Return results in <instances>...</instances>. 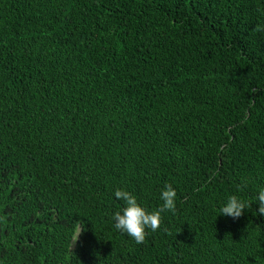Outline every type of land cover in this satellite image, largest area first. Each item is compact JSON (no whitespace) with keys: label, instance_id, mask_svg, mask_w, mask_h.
Here are the masks:
<instances>
[{"label":"trees","instance_id":"trees-1","mask_svg":"<svg viewBox=\"0 0 264 264\" xmlns=\"http://www.w3.org/2000/svg\"><path fill=\"white\" fill-rule=\"evenodd\" d=\"M264 0H0V264H264ZM142 244L115 229L161 191ZM84 221L72 247L75 222Z\"/></svg>","mask_w":264,"mask_h":264},{"label":"clouds","instance_id":"clouds-1","mask_svg":"<svg viewBox=\"0 0 264 264\" xmlns=\"http://www.w3.org/2000/svg\"><path fill=\"white\" fill-rule=\"evenodd\" d=\"M257 31L264 30L260 26H257ZM115 197L121 200L126 205L122 212H115L112 219L114 220V227L122 233H126L137 244H142L146 237L151 232H155L160 229L162 224V213L175 212L177 191L171 183L165 185L161 191L160 199L163 201L162 205L155 211L149 212L143 207L135 195L131 194L127 190L117 189L115 191ZM253 203L259 205L258 213L264 215V189H261L259 193L254 197L253 202L241 199L238 195H231L227 202L220 208V215L230 216L234 219L240 218L245 209L251 207ZM84 221L75 222L73 229L72 247L79 240L80 235L86 229L83 227Z\"/></svg>","mask_w":264,"mask_h":264}]
</instances>
